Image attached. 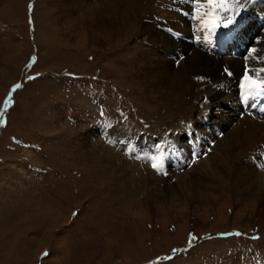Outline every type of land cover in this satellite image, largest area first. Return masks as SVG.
Masks as SVG:
<instances>
[{"label": "rangeland", "instance_id": "rangeland-1", "mask_svg": "<svg viewBox=\"0 0 264 264\" xmlns=\"http://www.w3.org/2000/svg\"><path fill=\"white\" fill-rule=\"evenodd\" d=\"M61 9L59 0H0V264H264L259 190L214 174L185 198L177 176L197 161L147 165L149 178L128 154L129 138L164 140L190 120L148 93L142 27L121 12L113 32ZM254 12L250 48L264 57V11ZM223 113L211 114L215 141L231 121ZM207 145L192 149L196 160Z\"/></svg>", "mask_w": 264, "mask_h": 264}, {"label": "bare ground", "instance_id": "bare-ground-1", "mask_svg": "<svg viewBox=\"0 0 264 264\" xmlns=\"http://www.w3.org/2000/svg\"><path fill=\"white\" fill-rule=\"evenodd\" d=\"M241 3L246 8L244 12L247 13L242 15L244 12H240L237 16V20L243 17L246 23V26L235 33L240 38L244 34L254 33L256 28L254 11H264L263 1L241 0ZM59 5L62 8L61 12L67 10L73 13L81 9L84 22L94 26L105 25V28L113 32L120 24L121 12L129 13V17L142 27L141 34L149 46L142 50L139 56L146 65L143 79L148 84V93H153L154 89L156 94L161 93L160 99L170 101L175 106V113L172 115L182 117L184 114L189 117L190 120L181 126L179 133L164 140L151 135L126 140L129 143L126 148L128 154L143 161L147 173L150 174L149 178L155 177L147 165L152 166L154 162L162 168H167L170 161L176 162V166L180 167L184 159L192 162L195 160L197 162L190 170L185 173L180 171L177 176L179 185L182 184L180 191L185 198L192 197L199 178L206 180L207 176L223 175L234 189H242L244 193L259 190L263 211L261 215L264 220V117L247 113L242 115L241 102L238 103L239 96L242 95V76L246 71L264 67V57L253 52L252 48L248 50L249 44L245 49L239 46L238 52L230 55L221 54L217 46L214 49L210 46L205 48L206 46L194 42L197 22L193 20V14L196 0H59ZM246 15L249 16L245 17ZM259 17L256 16L257 22L262 20ZM220 32L221 29L217 35ZM224 68L231 70L228 75L224 73ZM249 74L253 75L254 79L264 77V73L254 75L249 71ZM219 105L229 108L230 113L221 114V118L223 115L227 117L225 119H228V122L230 118L231 121L224 127H227L224 132L221 133V129H217L220 134L218 142L207 130L212 131L215 127H210L212 116L214 119L216 117L212 112ZM258 106L259 112L264 113V101H259ZM201 130L206 132L201 133ZM100 131L101 134L110 137L106 129ZM111 131L112 129H109V132ZM201 137H205L207 142L201 140ZM87 139L85 137L84 141L87 142ZM205 143L210 146L211 154L196 160L195 152H198L196 150H200ZM131 144L136 148L135 153L131 151ZM141 145L145 146L144 157L149 158V164L139 156L138 147ZM188 145H193L194 153ZM189 150L192 154L187 156ZM168 155L174 157L166 161ZM184 167H189L186 161L178 170ZM162 168L154 169L164 171ZM167 175H170L169 172ZM152 194L153 197L157 196L155 192Z\"/></svg>", "mask_w": 264, "mask_h": 264}, {"label": "snow or ice", "instance_id": "snow-or-ice-1", "mask_svg": "<svg viewBox=\"0 0 264 264\" xmlns=\"http://www.w3.org/2000/svg\"><path fill=\"white\" fill-rule=\"evenodd\" d=\"M242 7L241 0H196L195 12L193 20L196 24V39H201V33H204L203 40L212 42L219 39L227 42L235 33H238L244 26L243 17L237 20ZM219 29H226V32H220ZM253 52L256 50L253 49ZM254 75L264 73V67L251 69ZM246 71L243 78L242 101L244 104L257 105L258 101H264V77L253 78V75ZM16 87H20L17 85ZM11 103V98L5 103V107ZM4 115L0 112V117ZM159 159V158H157ZM153 168H158L159 164L154 162ZM195 239V237H193ZM191 243V240L189 241Z\"/></svg>", "mask_w": 264, "mask_h": 264}]
</instances>
